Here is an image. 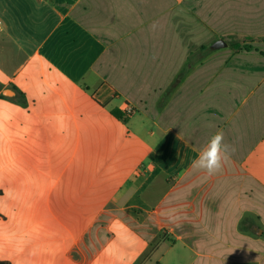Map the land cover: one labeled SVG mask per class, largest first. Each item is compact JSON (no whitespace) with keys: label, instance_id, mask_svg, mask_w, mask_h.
Here are the masks:
<instances>
[{"label":"crops","instance_id":"0c3cea01","mask_svg":"<svg viewBox=\"0 0 264 264\" xmlns=\"http://www.w3.org/2000/svg\"><path fill=\"white\" fill-rule=\"evenodd\" d=\"M0 264H264V0H0Z\"/></svg>","mask_w":264,"mask_h":264},{"label":"clouds","instance_id":"9594fccd","mask_svg":"<svg viewBox=\"0 0 264 264\" xmlns=\"http://www.w3.org/2000/svg\"><path fill=\"white\" fill-rule=\"evenodd\" d=\"M234 148L225 142L223 130H217L192 160V166L209 176L218 173L229 160Z\"/></svg>","mask_w":264,"mask_h":264},{"label":"trees","instance_id":"16d2710c","mask_svg":"<svg viewBox=\"0 0 264 264\" xmlns=\"http://www.w3.org/2000/svg\"><path fill=\"white\" fill-rule=\"evenodd\" d=\"M233 47L234 48H240L241 47V43H237V44H235V45H233ZM244 48L247 50V49H249L250 48V46H244ZM112 115L114 116V117H116V118H118V119H121V120H124V121H126V119H127V117L125 116V114L123 113V112H121V111H119L118 109H113L112 110ZM113 215H114V213H104L102 216H101V222L103 221V223H102V225L103 226H107V224H105V222L107 221H110V219H112L113 218ZM104 220H106V221H104ZM105 235H106V237L108 238V237H110V235H109V233L107 232V231H105ZM97 251H98V249H97Z\"/></svg>","mask_w":264,"mask_h":264},{"label":"water","instance_id":"95a60500","mask_svg":"<svg viewBox=\"0 0 264 264\" xmlns=\"http://www.w3.org/2000/svg\"><path fill=\"white\" fill-rule=\"evenodd\" d=\"M220 46H226V43L224 41H218L216 44H215V47L219 48ZM3 95L9 97V98H14L16 96V93L14 90L12 89H6L4 92H3Z\"/></svg>","mask_w":264,"mask_h":264},{"label":"built area","instance_id":"2783aa9c","mask_svg":"<svg viewBox=\"0 0 264 264\" xmlns=\"http://www.w3.org/2000/svg\"><path fill=\"white\" fill-rule=\"evenodd\" d=\"M134 112V109L130 106H126L123 109V113L125 114L126 117L130 116Z\"/></svg>","mask_w":264,"mask_h":264},{"label":"rangeland","instance_id":"374dc122","mask_svg":"<svg viewBox=\"0 0 264 264\" xmlns=\"http://www.w3.org/2000/svg\"><path fill=\"white\" fill-rule=\"evenodd\" d=\"M110 213H112V212H110ZM104 221H106V220H104ZM108 222H109V221H108ZM108 222L106 221L105 224H108ZM102 223H103V221H102Z\"/></svg>","mask_w":264,"mask_h":264}]
</instances>
